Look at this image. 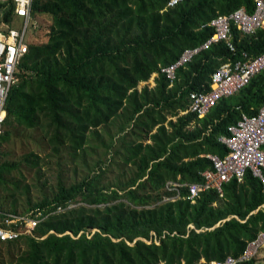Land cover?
I'll return each instance as SVG.
<instances>
[{"label": "trees", "instance_id": "16d2710c", "mask_svg": "<svg viewBox=\"0 0 264 264\" xmlns=\"http://www.w3.org/2000/svg\"><path fill=\"white\" fill-rule=\"evenodd\" d=\"M254 1L186 0L174 8H167V0L34 1L33 16L49 15L52 25L47 39L29 44L7 101L0 192L24 166L40 165L33 152L10 160L6 146L29 140L18 132L41 130L52 153L60 154L83 151L92 132L119 118L141 131L132 143L123 139L124 162L136 167L131 182L102 188L94 176L61 185L52 199L32 206L44 217L35 237L0 242L20 248L12 264H211L244 253L264 231L259 179L248 172L242 182L227 183L223 197L210 189L194 204L186 187L179 198L166 200L177 195L166 185L202 182L201 173L214 169L206 155L228 153L219 138L229 136L243 114L254 116L264 105L263 71L203 119L181 115L190 93L210 90L211 76L224 63L264 53V26L249 36L232 25L234 51L225 43L212 45L180 68L173 84L160 67L210 39L209 23L219 15L253 13ZM14 10L13 0H0L2 23H14ZM157 73L153 90L138 91ZM241 264H264V249Z\"/></svg>", "mask_w": 264, "mask_h": 264}, {"label": "built area", "instance_id": "2783aa9c", "mask_svg": "<svg viewBox=\"0 0 264 264\" xmlns=\"http://www.w3.org/2000/svg\"><path fill=\"white\" fill-rule=\"evenodd\" d=\"M34 1L13 0L14 14L22 20V27L20 29L8 27L0 33V136L5 133L6 105L9 95L19 81L20 67L29 53V33L31 28H34L32 14ZM185 1L167 0V8H174ZM254 4L253 13L240 9L229 15H219L209 23L214 29L210 39L199 47L185 49L177 61L169 66L160 67V73L173 84L177 79V71L187 66L197 55L212 45L225 43L234 51L232 25L236 26L243 35H256L264 26V0H255ZM263 71L264 53L257 56L244 53L241 60L224 63L211 76L210 90L190 93L187 111L182 114L192 113L203 119L221 100L238 94ZM155 75L159 76L158 73ZM228 131L229 136L219 138V142L227 147L228 153L224 157L206 155L212 161L214 169L202 172L200 183H167L166 188L174 190L177 195L166 200L179 198L183 187L187 188L186 199L192 204L203 192L210 189L216 190L223 197L224 186L234 179L242 182L248 172L259 179L264 186V105L254 116L243 114L236 124L228 128ZM60 211L62 208H58V212ZM43 220V212L35 210L28 215L0 210V242L9 243L20 241L25 237H35V231ZM261 249H264V231L248 244L240 257L228 256L211 264H241L253 260Z\"/></svg>", "mask_w": 264, "mask_h": 264}, {"label": "rangeland", "instance_id": "374dc122", "mask_svg": "<svg viewBox=\"0 0 264 264\" xmlns=\"http://www.w3.org/2000/svg\"><path fill=\"white\" fill-rule=\"evenodd\" d=\"M15 20L10 24L2 23L0 13V31H5L8 27L20 29V19ZM33 21L34 28H31L29 33L28 44L42 43L49 35L52 18L49 15H38L33 16ZM21 72L23 70H20ZM157 78L154 74L148 82L140 83L138 91L141 92L144 88L153 90ZM168 119L176 121V118L170 116ZM125 122L124 118H119L112 124L92 132L83 151L70 152L63 149L60 154L52 153L48 139L41 130H33L29 134L17 133V130H14L18 138L28 135L29 140L23 144L21 139V142L14 139L6 146V150L11 153L10 160L22 161L31 152L39 154L41 160L37 168L24 166L20 174L9 178L11 185L0 192V210L28 215L35 210L32 206L46 198L52 199L61 185L70 187L88 177L98 176L96 184L102 188H123L128 185L134 178L136 167L124 162L123 155L127 148L125 142H134L141 130H134L131 123L125 125ZM122 126L126 127L123 131ZM150 142L149 138H145V143ZM166 191L176 193L167 188ZM16 247L0 244V264H12L13 259L19 258L21 250Z\"/></svg>", "mask_w": 264, "mask_h": 264}, {"label": "crops", "instance_id": "0c3cea01", "mask_svg": "<svg viewBox=\"0 0 264 264\" xmlns=\"http://www.w3.org/2000/svg\"><path fill=\"white\" fill-rule=\"evenodd\" d=\"M19 19V18H18ZM16 21V20H15ZM21 23H22V20L20 19Z\"/></svg>", "mask_w": 264, "mask_h": 264}, {"label": "water", "instance_id": "95a60500", "mask_svg": "<svg viewBox=\"0 0 264 264\" xmlns=\"http://www.w3.org/2000/svg\"><path fill=\"white\" fill-rule=\"evenodd\" d=\"M2 1H7V0H2Z\"/></svg>", "mask_w": 264, "mask_h": 264}]
</instances>
